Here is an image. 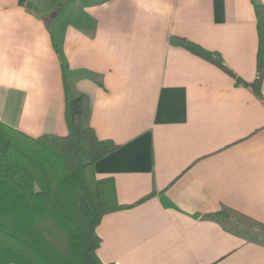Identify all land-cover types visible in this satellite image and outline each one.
Wrapping results in <instances>:
<instances>
[{
	"label": "crops",
	"instance_id": "0c3cea01",
	"mask_svg": "<svg viewBox=\"0 0 264 264\" xmlns=\"http://www.w3.org/2000/svg\"><path fill=\"white\" fill-rule=\"evenodd\" d=\"M178 38L254 79L252 0H0V121L65 135L66 88L88 97L117 144L95 175L138 201L102 216V263L264 264L227 225L264 227V75L259 98Z\"/></svg>",
	"mask_w": 264,
	"mask_h": 264
},
{
	"label": "trees",
	"instance_id": "16d2710c",
	"mask_svg": "<svg viewBox=\"0 0 264 264\" xmlns=\"http://www.w3.org/2000/svg\"><path fill=\"white\" fill-rule=\"evenodd\" d=\"M252 3L258 35L252 81L240 78L219 55L184 38L178 42L262 98L264 6ZM65 119L67 134L38 137L0 121V264H104L97 255V225L104 214L138 202L120 204L113 180L95 175V162L117 144L97 137L89 121L88 97L73 96L68 87ZM220 213L225 212L214 215ZM234 222L237 228L241 221ZM243 225L236 232L264 244V227Z\"/></svg>",
	"mask_w": 264,
	"mask_h": 264
},
{
	"label": "rangeland",
	"instance_id": "374dc122",
	"mask_svg": "<svg viewBox=\"0 0 264 264\" xmlns=\"http://www.w3.org/2000/svg\"><path fill=\"white\" fill-rule=\"evenodd\" d=\"M235 217L236 218H239V219H241V222H240V224H238V226H237V228L234 226V223L235 222H233V220L230 222L229 220H228V222H227V225H230L233 229H238V230H243L242 228H244L243 226V224H245V222H243V221H245V218H243V216H241V215H238V214H235ZM247 223V222H246Z\"/></svg>",
	"mask_w": 264,
	"mask_h": 264
}]
</instances>
